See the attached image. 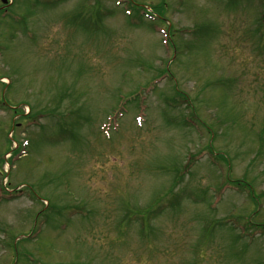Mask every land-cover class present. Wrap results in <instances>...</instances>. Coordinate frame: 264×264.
I'll list each match as a JSON object with an SVG mask.
<instances>
[{
  "label": "rangeland",
  "instance_id": "rangeland-1",
  "mask_svg": "<svg viewBox=\"0 0 264 264\" xmlns=\"http://www.w3.org/2000/svg\"><path fill=\"white\" fill-rule=\"evenodd\" d=\"M0 264H264V0H0Z\"/></svg>",
  "mask_w": 264,
  "mask_h": 264
}]
</instances>
